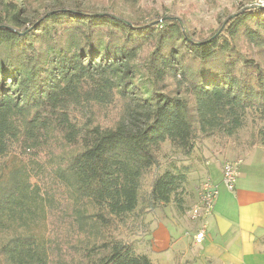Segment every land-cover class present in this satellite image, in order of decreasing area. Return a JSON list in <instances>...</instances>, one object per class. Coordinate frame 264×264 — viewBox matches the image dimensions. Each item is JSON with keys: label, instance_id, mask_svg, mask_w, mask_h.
Masks as SVG:
<instances>
[{"label": "trees", "instance_id": "16d2710c", "mask_svg": "<svg viewBox=\"0 0 264 264\" xmlns=\"http://www.w3.org/2000/svg\"><path fill=\"white\" fill-rule=\"evenodd\" d=\"M43 9L28 19L11 0L0 12V264H153L121 235L138 239L146 214L184 202L185 173L160 172L161 144L191 156L248 114L264 122V6L204 39L179 17ZM116 102L128 117L103 127Z\"/></svg>", "mask_w": 264, "mask_h": 264}, {"label": "crops", "instance_id": "0c3cea01", "mask_svg": "<svg viewBox=\"0 0 264 264\" xmlns=\"http://www.w3.org/2000/svg\"><path fill=\"white\" fill-rule=\"evenodd\" d=\"M239 148L236 158L242 164L234 190L222 183L225 161L218 176L210 175L220 184L212 215L190 218L198 188L186 191L181 207L171 202L156 209L150 241L142 251L153 264H264V146ZM202 225L206 237L197 243L194 235Z\"/></svg>", "mask_w": 264, "mask_h": 264}, {"label": "rangeland", "instance_id": "374dc122", "mask_svg": "<svg viewBox=\"0 0 264 264\" xmlns=\"http://www.w3.org/2000/svg\"><path fill=\"white\" fill-rule=\"evenodd\" d=\"M11 0H0V12H4L5 6ZM53 0H17L19 6L24 9L25 17L33 19L40 11H43L45 3ZM68 5L82 3L90 10H107L121 14L129 20L148 21L160 25L163 16L182 18L186 28L191 31L197 39L209 37L230 15L240 8L259 5L263 7L262 0H65ZM261 4V5H260ZM161 26V25H160ZM84 114H77L76 120H83ZM126 106L123 102H116L109 105L104 114L99 118L103 127L111 126L117 119H126ZM260 122L254 114H248L244 126L229 138L207 137L199 140L191 156H185L172 147L169 141L161 144L159 157L161 159L160 172L167 169H175L185 173L186 182L179 189L184 197L186 191L199 187L201 179L207 175L218 176L221 170L222 161L236 158L239 147L242 145L251 146L252 135ZM218 160L219 162H215ZM210 164V165H209ZM209 169V170H208ZM216 170V171H215ZM239 179V177H238ZM238 183V180H237ZM156 211L148 213L144 217L143 224L147 230L137 228L138 239L130 231H124L121 236H131L137 241V250L142 252L149 243L150 233L155 224ZM141 236V237H140Z\"/></svg>", "mask_w": 264, "mask_h": 264}, {"label": "built area", "instance_id": "2783aa9c", "mask_svg": "<svg viewBox=\"0 0 264 264\" xmlns=\"http://www.w3.org/2000/svg\"><path fill=\"white\" fill-rule=\"evenodd\" d=\"M264 5V0H262ZM260 4V5H261ZM241 159L227 160L222 168V183L229 189L234 190L240 174ZM220 196V184L216 182L210 175L201 179L198 187V196L196 201L189 209V216L194 221L208 217L214 213L217 200ZM205 225H202L194 235L197 243L206 237Z\"/></svg>", "mask_w": 264, "mask_h": 264}]
</instances>
